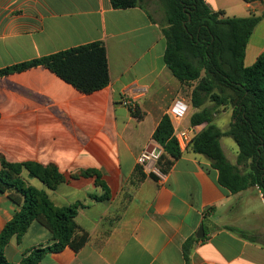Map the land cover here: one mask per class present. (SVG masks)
<instances>
[{
  "label": "crops",
  "instance_id": "obj_1",
  "mask_svg": "<svg viewBox=\"0 0 264 264\" xmlns=\"http://www.w3.org/2000/svg\"><path fill=\"white\" fill-rule=\"evenodd\" d=\"M145 1L115 9L111 0H0V71L95 42H103L108 54L110 85L90 95L42 66L0 77V158L57 166L64 182L54 190L28 171L22 178L58 207L78 205L76 222L88 234L79 252H48L38 264H186L183 244L189 239L198 240L189 264H264L258 188L230 193L210 161L190 149L164 179L138 165L143 152L156 160L164 153L153 139L164 116L174 130L205 127L191 123L204 108L191 103L194 86L183 85L164 62V10L157 7V19ZM206 2L229 18L264 13V0ZM263 53L264 19L250 37L245 65L253 66ZM127 90L142 119L121 104ZM178 102L186 106L179 119L173 114ZM231 122L232 109L220 108L214 124L227 132ZM221 146L226 155L228 146ZM12 195L18 193L0 192V235L21 211ZM201 226L205 236L198 239ZM53 243L52 233L34 221L11 238L6 260L20 264Z\"/></svg>",
  "mask_w": 264,
  "mask_h": 264
},
{
  "label": "trees",
  "instance_id": "obj_2",
  "mask_svg": "<svg viewBox=\"0 0 264 264\" xmlns=\"http://www.w3.org/2000/svg\"><path fill=\"white\" fill-rule=\"evenodd\" d=\"M254 3L260 0H244ZM115 9L141 6L143 0H111ZM165 13L167 27L164 62L183 85L194 86L191 103L204 107L195 114L193 126H205L191 141L194 154L207 158L218 171L220 186L232 194L249 188H258L264 198V53L253 66L245 65L250 37L264 19L225 17L224 12L213 11L206 0H159ZM45 67L60 79L85 95L103 90L110 85L109 61L106 45L95 42L0 71V77ZM195 84V85H194ZM211 102L212 106H207ZM222 107L232 109L230 129L223 132L215 124V115ZM137 119L140 112L132 110ZM174 127L166 115L161 120L153 139L164 153L157 160L163 174H168L175 161L182 156L181 148L173 137ZM223 137H232L239 152L236 165L226 157ZM0 192L15 190L10 196L21 207L13 221L0 235V264H10L5 250L14 235L21 236L34 221L46 227L54 243L37 248L26 255L20 264H38L48 252H60L71 247L79 252L88 240V234L76 222L78 205L58 207L48 193L29 185L23 178L28 171L31 178L39 179L48 189L54 190L64 182V176L55 165L12 164L0 158ZM240 237L259 242L257 236L246 231L229 228ZM198 240L189 239L183 244L186 264L190 263L192 248Z\"/></svg>",
  "mask_w": 264,
  "mask_h": 264
},
{
  "label": "built area",
  "instance_id": "obj_3",
  "mask_svg": "<svg viewBox=\"0 0 264 264\" xmlns=\"http://www.w3.org/2000/svg\"><path fill=\"white\" fill-rule=\"evenodd\" d=\"M121 104L124 107L129 108L130 110L135 109V104L130 98L128 90L124 92ZM186 110V106L178 102L173 108L174 116L179 119L183 116ZM197 128H190L187 130H174L173 137L177 140L181 151H186L189 148V145L192 139L198 134ZM138 165L141 166L144 170L158 176L160 179L165 178V174H163L157 166V160L154 156H152L148 152H143L138 158Z\"/></svg>",
  "mask_w": 264,
  "mask_h": 264
},
{
  "label": "rangeland",
  "instance_id": "obj_4",
  "mask_svg": "<svg viewBox=\"0 0 264 264\" xmlns=\"http://www.w3.org/2000/svg\"><path fill=\"white\" fill-rule=\"evenodd\" d=\"M144 4L148 7L149 11L154 16H156L157 19H159V16L155 13V10L157 9V7H159V8L161 7L159 0H146ZM221 142H222L224 149L226 146H228V151L226 150L225 152H226V155H227L228 159L230 160V162L231 163H234V162L237 163V156H238L239 149H238L237 144L233 140V138L232 137H223L221 139Z\"/></svg>",
  "mask_w": 264,
  "mask_h": 264
},
{
  "label": "water",
  "instance_id": "obj_5",
  "mask_svg": "<svg viewBox=\"0 0 264 264\" xmlns=\"http://www.w3.org/2000/svg\"><path fill=\"white\" fill-rule=\"evenodd\" d=\"M204 236H205V233H204V226H201V228H200V230H199V232H198V234H197V238H198V239H203Z\"/></svg>",
  "mask_w": 264,
  "mask_h": 264
}]
</instances>
